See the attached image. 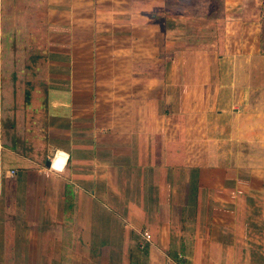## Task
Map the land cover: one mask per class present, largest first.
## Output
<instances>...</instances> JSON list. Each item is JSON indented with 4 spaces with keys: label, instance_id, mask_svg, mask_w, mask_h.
<instances>
[{
    "label": "crops",
    "instance_id": "1",
    "mask_svg": "<svg viewBox=\"0 0 264 264\" xmlns=\"http://www.w3.org/2000/svg\"><path fill=\"white\" fill-rule=\"evenodd\" d=\"M175 1L0 0V264H264L262 37Z\"/></svg>",
    "mask_w": 264,
    "mask_h": 264
},
{
    "label": "rangeland",
    "instance_id": "2",
    "mask_svg": "<svg viewBox=\"0 0 264 264\" xmlns=\"http://www.w3.org/2000/svg\"><path fill=\"white\" fill-rule=\"evenodd\" d=\"M173 2L174 0H171V3ZM175 2L181 4L182 7L183 28H188L191 32L204 29L203 34H205L206 28L212 26L216 37L220 35V32L235 35L236 38L240 37L241 48H245L246 51L256 50L260 44L261 36V52L264 55V0H226V17L222 14L225 0H176ZM207 15H213L214 20L219 17L220 20L213 21L212 24L210 22L205 23L204 18ZM40 28L39 35L45 29L41 28L42 30H40ZM226 28L228 32L225 31ZM58 30V28H55V32ZM248 54L246 53V55ZM258 206L261 215L263 214L261 211L262 206L260 204Z\"/></svg>",
    "mask_w": 264,
    "mask_h": 264
}]
</instances>
